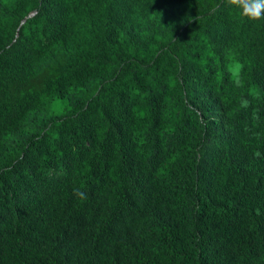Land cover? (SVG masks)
I'll use <instances>...</instances> for the list:
<instances>
[{"label": "trees", "instance_id": "trees-1", "mask_svg": "<svg viewBox=\"0 0 264 264\" xmlns=\"http://www.w3.org/2000/svg\"><path fill=\"white\" fill-rule=\"evenodd\" d=\"M0 264H264V19L0 0Z\"/></svg>", "mask_w": 264, "mask_h": 264}, {"label": "clouds", "instance_id": "clouds-1", "mask_svg": "<svg viewBox=\"0 0 264 264\" xmlns=\"http://www.w3.org/2000/svg\"><path fill=\"white\" fill-rule=\"evenodd\" d=\"M222 4L230 12H235L241 21L254 23L264 19V0H222ZM74 193L84 196L78 189Z\"/></svg>", "mask_w": 264, "mask_h": 264}]
</instances>
